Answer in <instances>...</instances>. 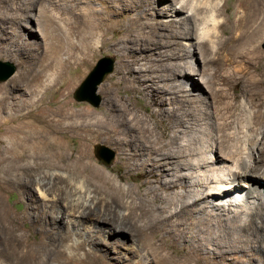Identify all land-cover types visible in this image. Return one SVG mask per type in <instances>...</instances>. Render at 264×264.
Instances as JSON below:
<instances>
[{"label": "bare ground", "instance_id": "obj_1", "mask_svg": "<svg viewBox=\"0 0 264 264\" xmlns=\"http://www.w3.org/2000/svg\"><path fill=\"white\" fill-rule=\"evenodd\" d=\"M109 1L103 6L104 16L98 18L90 16L96 9L89 5L88 14L81 20L85 29L79 30L72 22L66 27L65 36L77 34L81 43L72 40L76 47L87 44L100 20H108L111 11L143 1L145 9L129 19L131 25L137 26L139 37L135 35L131 41L140 52L133 54L137 75L129 84L138 92H149L150 103L156 108L149 113L140 111L130 97L124 99L118 94L111 95L107 110L82 121H42L35 118V109H30L33 100L21 101L7 118L8 146L6 152H0V172L18 177L19 184L30 191L36 188L54 213L51 222L60 227L71 224L77 229H90L95 231L91 236L95 240L104 232L129 233L125 248L136 256L131 261L135 264H264V154L260 152L264 149V108L252 113L244 103V129L238 140L211 130L207 142L201 141L200 132L207 126L197 124L202 115L210 113L215 118L208 123L210 129L214 124L218 129L226 125L219 106L208 110L204 85L211 87L216 104L223 102L224 92L214 84L228 80L230 74L218 71L227 67L224 65L228 59H251V33L257 20H261L264 29V0H237L231 13L226 12L227 0ZM5 2L0 0V6ZM166 13L167 21H172L170 25L175 23L167 31L161 21L155 20L157 15ZM2 16L4 21L16 18L12 14ZM142 17L145 21L136 24ZM49 20L52 17L44 23L37 20L34 29L45 35ZM227 28L230 32H226ZM57 64L56 57L46 58L39 76L51 80L54 73L49 75L44 70H54ZM25 80L26 71L19 70L9 83L17 87ZM4 87L0 86V90ZM34 91L36 88L32 87L31 92ZM6 98L7 93L2 92L0 109L6 108ZM42 98L39 96L35 102ZM169 99L168 103L185 102L183 111L166 106ZM229 104L225 103L227 110ZM59 115L67 119L71 115L84 116L69 111ZM187 116L197 122L190 125L193 133L181 138L180 127ZM164 117L170 119V137L160 124ZM69 132L78 136L80 145L66 154L63 135ZM99 140L117 151L112 169L122 176L132 169H141L155 184L147 180L142 189L125 186L115 171L102 167L100 158L91 155L90 145ZM182 186L184 191H176ZM3 227L8 238L0 235V264H50L49 258L63 254L57 246L46 243L32 246L14 233L16 225L10 218ZM132 231L139 236L142 250L135 247ZM70 233L63 232L59 239L63 241ZM170 239L183 240L184 259L163 252L169 248ZM123 240L120 236L107 239L110 244H124ZM64 244L72 250L81 246L83 240L75 238ZM209 244L215 248L204 257ZM68 258L64 264H91L88 256L78 262L71 255Z\"/></svg>", "mask_w": 264, "mask_h": 264}, {"label": "rangeland", "instance_id": "obj_2", "mask_svg": "<svg viewBox=\"0 0 264 264\" xmlns=\"http://www.w3.org/2000/svg\"><path fill=\"white\" fill-rule=\"evenodd\" d=\"M236 1L227 0V13H231ZM109 2V0H6L5 3L1 4L0 60L9 61L15 67L14 71L6 79L0 81V86H5L1 89L2 91L0 90V95L2 92L7 93L5 100L6 108L0 109L1 153L6 152L5 150L8 146L6 126L10 122L7 118L14 112V109L17 108V105L21 101L28 100L31 102L33 100L30 109H35L33 112L35 118L39 120L43 119L42 121L53 118L65 121H72L74 119L82 121L91 115L107 110L111 95L118 94L124 99L130 97L133 104L140 108V111L149 113L156 108L155 104L150 103L151 95L149 92L143 94L132 89L129 84L134 76L137 75L135 72L136 64L133 62V54L140 53L139 49H137L138 45H134L131 41L135 35L137 36V31L135 30L137 26L131 25L129 19L137 16L139 11L145 9V3L143 1H138L140 3L139 5L138 3L132 2L124 9L111 11L110 16H107L109 17L108 20L105 22L100 20L101 25L99 24V28L94 30V36L92 35L88 38L87 44L84 43L80 47H76L72 40L81 43V38L77 34H72L73 37L70 38L65 36L66 27L72 22L76 23L79 30L85 29V25L81 20L85 18L89 5L94 10L96 9L93 11L95 14L91 13L90 16L93 15L95 18H98L99 16L102 17L103 6ZM185 12H188V8L186 7L184 8ZM3 14H12L16 18L4 21L2 20ZM48 17H52V20L46 22V34L44 35L34 28L38 25L37 20L44 23L48 20ZM168 17L169 13H166V15L162 16L157 15L155 19L164 24L165 31L175 26V23L170 25L172 21H167ZM142 18L137 20L136 24L140 25V23L144 22L145 17ZM109 19L113 23L110 22L111 26H108L109 23H107ZM260 21L257 20L251 33V42L253 44L251 59L237 58L236 60L239 62H230L229 60L232 59H228L226 63L229 65H224L228 68L223 67L220 69L221 72L220 70L218 71L221 74L222 71L223 73L227 72L230 74L228 80L231 79L230 81L217 80L214 84V87L224 92L223 102L216 104L213 101L214 95L211 92V87L208 84L204 85V94L208 96L207 100L210 104L208 110H214L215 107L219 106L221 113L226 117V125L224 124V127L220 128V130L214 124V127L210 129L208 123L215 120V118L207 110L209 116L206 115L204 117L202 115V118L197 123H201L202 126H207L204 132H200L201 141L206 139L205 141L207 142L211 136V130L212 132L218 130L225 135L227 134V138L238 140L244 129V103L249 106L252 113L264 108V48L262 47L264 29L262 24L260 25ZM226 32H230V28H227ZM236 33H240L239 28L236 29ZM71 41L73 45L70 44ZM102 56L109 57L113 63L111 71L104 75L96 87V93L100 98L99 103L94 106L86 100L74 99L72 96L73 90L95 61ZM48 57H56L58 60L56 69L52 70L49 68L44 70L49 75L54 73L51 80L48 79L49 77L39 76V72L42 70V64ZM227 69H229V72ZM19 70L26 71L27 80L17 87H13L9 82ZM179 78L181 79L182 77L179 76ZM32 87H35L36 91L31 92ZM42 95V101L36 103L35 100ZM170 101V99L167 101L166 106L179 108V111H183V107L185 108V102L179 104L174 100L172 103H168ZM211 101L213 102L211 103ZM225 103H230L228 110L225 108ZM61 111L81 112L84 116L74 117L71 115L67 119L59 115ZM221 113L215 117L218 118ZM186 119L184 126L182 125L180 127L182 129V133H180L181 138L189 137L193 133L190 125H195L197 122L191 116H187ZM169 120V118L164 117L160 121L161 126L166 128L167 137L173 135V132L169 129ZM101 141H95L90 145V153L92 156L100 158L98 155L99 152L94 150L99 151V149L95 148L105 147V150L110 151L111 158L107 162L102 161L100 158L99 162L102 167L115 171L111 167L115 162L117 151L109 143ZM63 143L66 154L74 152L80 145L78 136L71 132L64 133ZM260 152L264 154V149H261ZM115 172L123 180L125 186L134 187V189L137 187L144 188L147 180L153 181L152 177H149L143 170L138 168L132 169L123 176L120 175L119 171ZM153 183L155 184L154 181ZM184 190L185 186L176 189V191ZM0 214L1 236L8 238L3 223L10 218L16 225L14 233L23 236L24 240L33 244L32 246H37L39 242L49 244L51 247L57 246L63 254L56 259L53 256L49 258L48 261L50 264H64L69 259V255L77 262L79 259H84L88 256L89 260H91L89 263L91 264H124L127 261V264H135L131 261L132 259H136V256L131 254L130 249L125 248L126 243L129 242V233L115 232L113 234H107L104 232L103 235H100L95 240L93 239L94 237H91L94 236L95 231H90V229H77V226H72L71 224H66V227H60L51 222L54 213L49 208L47 200L39 195L36 188L30 191L24 185L19 184L18 177H13V175L9 176L3 172H0ZM68 230L71 232L69 236L63 241L59 239L60 235ZM132 234L137 242L135 247L138 246L142 250L143 247L139 244V236L133 231ZM113 236L123 237L125 243L110 244L107 239ZM75 238L83 240V244L71 248L72 250L67 249L64 243H71ZM170 242L169 248L167 247L163 252L172 254V257H175V259H184L183 240L170 239ZM129 246L131 248V245ZM211 248H215V246L209 244L206 247L204 257H207L208 252L213 250ZM257 251L262 253L259 250ZM4 262L6 264L15 263L10 261Z\"/></svg>", "mask_w": 264, "mask_h": 264}, {"label": "water", "instance_id": "obj_3", "mask_svg": "<svg viewBox=\"0 0 264 264\" xmlns=\"http://www.w3.org/2000/svg\"><path fill=\"white\" fill-rule=\"evenodd\" d=\"M262 47L264 48V40L262 42ZM112 63V60L107 56L98 58L73 90V98L76 100H86L94 106L97 105L100 98L96 93V87L101 82L104 75L111 71ZM14 68L11 62L0 60V81L6 79L14 71ZM95 149H99V151H94L99 152L98 155L102 161L107 162L111 158L110 151L107 149L105 150V147H98Z\"/></svg>", "mask_w": 264, "mask_h": 264}]
</instances>
